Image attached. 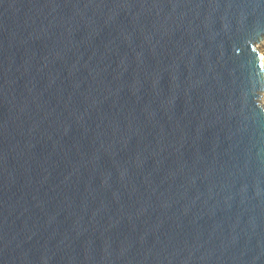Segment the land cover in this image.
<instances>
[{"label": "water", "instance_id": "1", "mask_svg": "<svg viewBox=\"0 0 264 264\" xmlns=\"http://www.w3.org/2000/svg\"><path fill=\"white\" fill-rule=\"evenodd\" d=\"M264 0H0V264H264Z\"/></svg>", "mask_w": 264, "mask_h": 264}, {"label": "rangeland", "instance_id": "2", "mask_svg": "<svg viewBox=\"0 0 264 264\" xmlns=\"http://www.w3.org/2000/svg\"><path fill=\"white\" fill-rule=\"evenodd\" d=\"M256 50L262 58L264 64V38H262L259 42L255 44ZM261 103L264 106V96L261 98Z\"/></svg>", "mask_w": 264, "mask_h": 264}]
</instances>
